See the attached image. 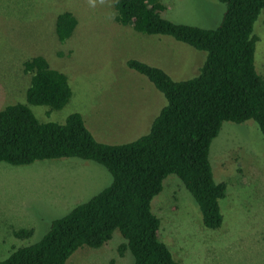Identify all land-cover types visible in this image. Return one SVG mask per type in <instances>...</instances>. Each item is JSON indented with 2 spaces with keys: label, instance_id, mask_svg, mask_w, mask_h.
I'll return each mask as SVG.
<instances>
[{
  "label": "rangeland",
  "instance_id": "1",
  "mask_svg": "<svg viewBox=\"0 0 264 264\" xmlns=\"http://www.w3.org/2000/svg\"><path fill=\"white\" fill-rule=\"evenodd\" d=\"M115 0H0V111L25 102L30 76L23 63L42 56L63 73L71 90L59 110L29 106L41 123L63 124L78 114L93 139L122 145L149 132L166 105L163 95L127 63L164 71L172 81L196 77L206 53L166 35H146L115 21ZM161 17L180 25L215 29L225 6L218 0H160ZM70 12L77 26L57 39V15ZM256 73L264 81V8L253 26ZM208 159L216 183L225 182L219 201L221 226L207 229L192 196L173 175L151 202L160 220L159 240L177 264H264V138L253 121L225 122L210 144ZM101 165L78 158L35 161L25 166L0 162V261L19 247L39 242L53 220L67 215L111 183ZM32 229L19 239L14 232ZM118 231L101 248L82 247L65 264H133Z\"/></svg>",
  "mask_w": 264,
  "mask_h": 264
},
{
  "label": "trees",
  "instance_id": "2",
  "mask_svg": "<svg viewBox=\"0 0 264 264\" xmlns=\"http://www.w3.org/2000/svg\"><path fill=\"white\" fill-rule=\"evenodd\" d=\"M225 6L215 29L174 24L163 17L160 0H115V21L146 35H166L206 53L196 77L175 82L161 69L138 61L127 63L143 75L166 100L149 132L133 142L105 145L96 142L78 114L63 124L41 123L29 106L61 109L71 90L63 73L42 56L23 63L30 76L24 103L0 111V162L25 166L35 161L78 158L93 161L111 175V183L67 215L53 220L42 239L14 249L0 264H65L82 247L101 248L116 230L124 240L120 255L129 251L133 264H177L159 240L160 220L151 202L169 175L192 196L202 225L221 226L219 201L226 183L213 179L209 147L225 122L253 121L264 138V81L254 67L257 38L253 26L264 0H218ZM77 26L70 12L57 15L59 42ZM19 239L32 229L13 233ZM113 264V262H110Z\"/></svg>",
  "mask_w": 264,
  "mask_h": 264
}]
</instances>
